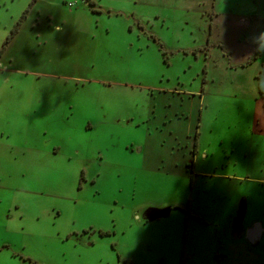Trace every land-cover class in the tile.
Masks as SVG:
<instances>
[{
    "label": "rangeland",
    "instance_id": "obj_1",
    "mask_svg": "<svg viewBox=\"0 0 264 264\" xmlns=\"http://www.w3.org/2000/svg\"><path fill=\"white\" fill-rule=\"evenodd\" d=\"M262 1L0 0V264H244Z\"/></svg>",
    "mask_w": 264,
    "mask_h": 264
},
{
    "label": "crops",
    "instance_id": "obj_2",
    "mask_svg": "<svg viewBox=\"0 0 264 264\" xmlns=\"http://www.w3.org/2000/svg\"><path fill=\"white\" fill-rule=\"evenodd\" d=\"M254 1H256V0H254ZM260 6L262 8L261 9V12L263 13L264 12L263 11L264 10V1H262V5H260ZM261 12L258 9V7H256L255 10L252 13H250V15L248 16V18H249V20L251 21L252 24H262V25H264V16H262V17L259 16V14ZM26 18L27 17L25 16L24 20ZM22 22H23V20H22ZM21 25H22V23H21ZM21 25H20V27H21ZM20 27H19V29H20ZM19 29H18V31H19ZM10 31H11V29H10ZM10 31H9V33H10ZM18 31L12 37V39L10 40V42L12 40H14L15 37L18 35ZM4 41H3V43H4ZM9 43L6 45V47L9 45ZM207 43H209V38L207 39ZM6 47H5L4 51L6 50ZM258 48L260 49L259 46H258ZM4 51H3V53H4ZM260 51H261V53H260V56H261L262 55V50L260 49ZM254 55H255L253 57L254 60L258 59L259 56H258L257 52L254 53ZM254 60H252V61H254ZM252 61L249 60V63H251ZM263 64H262V66H263ZM262 66H261V68H262ZM260 71H261V69H260ZM260 71H259V73H260ZM263 79H264V77H263ZM260 82L261 81H259V83ZM259 83H258V86H259V91H260L261 86H260ZM261 85H262V82H261ZM261 89H263V88H261ZM196 132H198V130ZM196 132H195L194 139H193V148H192V150H194V147H195ZM193 155L195 156V154H193ZM193 159H194V157H193ZM176 207L177 206H175V207L173 206V208H176ZM251 211H248L245 214L250 213L251 214L250 217H252L253 214H252ZM261 214H263V213H261ZM256 216L259 217V214L256 215ZM236 231H237V233H235L233 235V237L235 239H239L240 244H241V248L238 249L239 250L238 251V255L240 256L241 262L244 263V264H253V263L254 264H256V263L264 264V254H263V251L262 250H259L262 254L260 252H258V253H256V256L255 257H254L253 251H252V250H256L257 248L258 249H261L260 244L263 242V239H264V223H263V220L260 219L259 222H256V223H254L252 225H248V226H246V223L244 225L242 223V225H240V229L238 228ZM216 256L217 257H221L218 254H216ZM119 258H120V256H119ZM221 258H223L226 261V257L222 256ZM125 261H127V259Z\"/></svg>",
    "mask_w": 264,
    "mask_h": 264
},
{
    "label": "trees",
    "instance_id": "obj_3",
    "mask_svg": "<svg viewBox=\"0 0 264 264\" xmlns=\"http://www.w3.org/2000/svg\"><path fill=\"white\" fill-rule=\"evenodd\" d=\"M25 18V14L21 16V18L16 22V24L13 26V28L11 29L10 33L7 35L4 43H3V46L2 48L0 49V56L2 55L6 45L10 42V40L12 39V37L15 35V33L18 31L21 23H22V20ZM194 53H196V50L194 51ZM264 72V67L263 69L260 71L259 75H261V73ZM260 86H261V82L259 83ZM260 92L263 94L264 93V89H261L260 88ZM264 95V94H263ZM197 135H198V132H196V139H195V147H197ZM194 147V148H195Z\"/></svg>",
    "mask_w": 264,
    "mask_h": 264
}]
</instances>
